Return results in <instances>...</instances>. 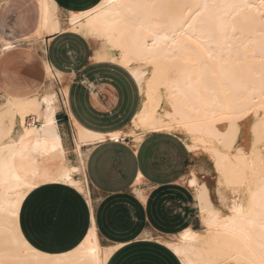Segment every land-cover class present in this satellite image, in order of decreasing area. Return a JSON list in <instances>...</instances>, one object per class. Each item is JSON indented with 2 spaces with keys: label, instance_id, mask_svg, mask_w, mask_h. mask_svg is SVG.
Masks as SVG:
<instances>
[{
  "label": "bare ground",
  "instance_id": "bare-ground-1",
  "mask_svg": "<svg viewBox=\"0 0 264 264\" xmlns=\"http://www.w3.org/2000/svg\"><path fill=\"white\" fill-rule=\"evenodd\" d=\"M62 31L99 40L93 59L118 63L144 90L131 123L145 134L187 133L188 151L201 146L222 181L233 186L235 198L224 212L191 172L186 184L204 227L159 241L183 264H264V0H100L65 19L52 0H42L39 33ZM140 63L153 65L148 76ZM172 67L176 77H169ZM46 73L60 80L63 75L47 62ZM56 102L55 91L48 89L39 99L7 98L1 105L6 115L21 118L15 134V123L0 119L1 264H104L110 253L93 226L75 251L60 257L39 253L19 233V205L42 181L70 184L88 200L83 154L79 151L78 165L66 160L54 118ZM28 112L39 116V125H24ZM247 115L245 149L237 142L244 137L241 119ZM75 129L78 148L121 133H97L76 122Z\"/></svg>",
  "mask_w": 264,
  "mask_h": 264
},
{
  "label": "crops",
  "instance_id": "crops-1",
  "mask_svg": "<svg viewBox=\"0 0 264 264\" xmlns=\"http://www.w3.org/2000/svg\"><path fill=\"white\" fill-rule=\"evenodd\" d=\"M99 1L52 0L58 14L86 11ZM41 2L36 0L18 15L24 32L34 29L40 34ZM21 7V0L0 1V49L5 48L0 51V79L12 76L13 56L20 58L17 63H34L45 77L46 62L63 73L65 89L55 73L51 83L57 90L51 84L47 89L57 96L54 118L65 158L78 165L82 152L88 189L87 200L67 183L35 185L18 209L22 238L39 253L60 257L75 251L93 226L101 247L110 249L104 264H183L159 239L189 227L199 230L194 193L181 180L190 167L200 165V157L188 151L178 135L166 132L136 130L142 136L138 143L132 137L125 142L108 138L78 148L75 122L97 133L127 132L141 106L139 86L118 63L95 61L88 39L70 31L46 35L41 55L8 42L6 19ZM35 10L39 12L37 23ZM12 49L17 53L10 54ZM41 81L35 74L15 85L0 80V88L5 99L28 98L32 96L14 89H29Z\"/></svg>",
  "mask_w": 264,
  "mask_h": 264
},
{
  "label": "rangeland",
  "instance_id": "rangeland-1",
  "mask_svg": "<svg viewBox=\"0 0 264 264\" xmlns=\"http://www.w3.org/2000/svg\"><path fill=\"white\" fill-rule=\"evenodd\" d=\"M0 1H3V0H0ZM21 1H22V7L16 12V14L14 12V15L12 17H10L9 19H6V22H7L6 25L8 27L7 32H9V35L6 37V40L12 44H17V48L25 47V48H28L29 50L33 51L35 54L41 55L43 52V38L46 36V34H38V33L34 32V29L31 32H27V33L24 32L23 31L24 24L18 18V15L20 13L26 12L28 10V7L31 4H34L36 2V0H21ZM38 17H39V12H38V10H35L36 23L38 21ZM59 17H60V19H65L66 13L60 12ZM35 26H36V24H35ZM88 41H89V45L91 46L93 52H94V49L96 47L101 46V42L99 40H91V39L89 40L88 39ZM114 52L116 54L119 53L117 50H115ZM11 53H13V55H14L15 53H17V50L12 49L10 51V54ZM19 59H20L19 57L16 56L14 58V56H13V62L14 63L12 64V69H13V71L11 72L12 76L10 74H8V75H6V77H1L0 80L2 83L5 80V81H8L10 85H15V84L21 83L22 79H28L30 77L32 79L35 77V74L36 75L38 74L39 77H41V79H42L41 82L35 84V86H32L29 89L16 88L14 90L15 91L16 90L23 91L24 93H27L30 96H33V97L35 96L36 99H39L42 96V93L48 90L47 86L50 84L53 86L55 91L57 90V86L53 85L51 83L52 79H53L52 74H51L52 76L49 75V76L45 77V75L42 72H40L39 70H36L34 63L28 64V65H25L24 62L17 63V61ZM137 66L147 70L146 76H148L150 74L151 68L153 67V65L151 63H140V64H137ZM173 70H174L173 67L169 69V77H176V72ZM59 80H60V78H59ZM60 81L62 82L63 89H65V87L63 85L64 84L63 75L61 76ZM140 93H141V104H142L143 100L145 99L144 90H141ZM3 96H4V90L0 88V119L4 122L11 124V125H12V123H15V126H16L14 129V134H15V131L20 128L19 127V119H18V118H20V114H16V116L14 117L12 115H6L3 112L1 105L6 102V99L3 98ZM162 107H163V104H161L159 111H161ZM260 112H261V110H260ZM27 115H35L39 119V116L35 113H30V112L25 113L24 118ZM247 117H248V115L245 116V121H244V118L241 119L242 127H244V131H243L244 137L240 136L241 139L238 138L240 140H238V142H237L238 146H243L245 149H247L248 144L250 143V135L247 133L248 124L250 123V121L247 120ZM20 120H21V118H20ZM39 121H40V119H39ZM225 121L226 120H224L220 123V127L223 129L226 127V123H228L227 121L226 122ZM22 122H24V119ZM136 130L143 132L141 127H138V126L134 125L133 123H130L128 129L126 130L127 132L120 133V134L127 136V137H132L133 139H135V142L137 143L138 138L141 135H137ZM173 133L178 135L184 143L191 142L190 136L187 133H184V134L182 132H173ZM200 147L197 149L198 151L196 150L197 152L196 151L194 152V154H196L200 157V161H199L200 165L199 166L196 165L195 167H190L187 170V173L183 177L181 182L186 184L187 178L190 176V173L194 172V174L198 178V182H200V183L202 182V183L207 185L209 192H210V196L212 195L211 199H212L213 203L215 204V206H219V207L221 206L222 210L224 212H227L228 206L231 205L232 200L235 198V193H234L233 188H232L233 186H231L230 184H226L224 181H222L223 178L220 177L219 174L216 172L214 165H213L212 158L210 157L209 153L206 150L203 151L204 149L202 148L203 149L202 150ZM199 149H201V150H199ZM192 191H193V189H192ZM218 191H220V192H218ZM218 194L222 195V199L219 198ZM242 196H243V198H245L246 195L242 194L240 197H242ZM199 219H200L199 230H202L204 227V225H203L204 223H203L202 217L200 215H199ZM174 239H175L174 236L167 238V240H174Z\"/></svg>",
  "mask_w": 264,
  "mask_h": 264
},
{
  "label": "built area",
  "instance_id": "built-area-1",
  "mask_svg": "<svg viewBox=\"0 0 264 264\" xmlns=\"http://www.w3.org/2000/svg\"><path fill=\"white\" fill-rule=\"evenodd\" d=\"M24 124L25 125H39L40 124V121L39 119L35 116V115H27L25 118H24ZM127 136H124V135H118V137L112 139L113 141L115 142H125L127 141Z\"/></svg>",
  "mask_w": 264,
  "mask_h": 264
}]
</instances>
